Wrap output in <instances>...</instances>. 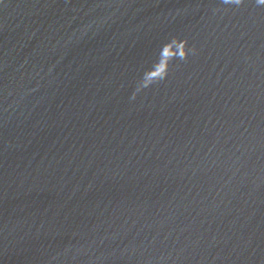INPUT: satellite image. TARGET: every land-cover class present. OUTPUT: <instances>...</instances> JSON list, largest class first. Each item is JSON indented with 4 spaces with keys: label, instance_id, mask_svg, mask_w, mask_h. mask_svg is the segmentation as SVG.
Masks as SVG:
<instances>
[{
    "label": "water",
    "instance_id": "obj_1",
    "mask_svg": "<svg viewBox=\"0 0 264 264\" xmlns=\"http://www.w3.org/2000/svg\"><path fill=\"white\" fill-rule=\"evenodd\" d=\"M0 264H264V0H0Z\"/></svg>",
    "mask_w": 264,
    "mask_h": 264
}]
</instances>
